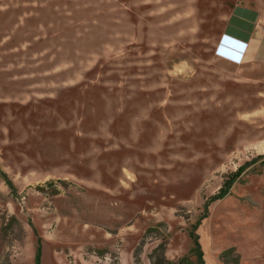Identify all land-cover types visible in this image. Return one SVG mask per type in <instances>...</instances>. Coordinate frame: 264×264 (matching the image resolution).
I'll return each instance as SVG.
<instances>
[{"label": "rangeland", "instance_id": "obj_1", "mask_svg": "<svg viewBox=\"0 0 264 264\" xmlns=\"http://www.w3.org/2000/svg\"><path fill=\"white\" fill-rule=\"evenodd\" d=\"M242 1L0 0V264H264V66L214 55Z\"/></svg>", "mask_w": 264, "mask_h": 264}, {"label": "crops", "instance_id": "obj_2", "mask_svg": "<svg viewBox=\"0 0 264 264\" xmlns=\"http://www.w3.org/2000/svg\"><path fill=\"white\" fill-rule=\"evenodd\" d=\"M252 3L233 5L216 44L215 58L231 66H264V7Z\"/></svg>", "mask_w": 264, "mask_h": 264}, {"label": "trees", "instance_id": "obj_3", "mask_svg": "<svg viewBox=\"0 0 264 264\" xmlns=\"http://www.w3.org/2000/svg\"><path fill=\"white\" fill-rule=\"evenodd\" d=\"M234 176H237V174H235ZM7 185H8V183H7ZM229 185L230 184L227 183V181H226L223 184V187L220 189V193L217 196L214 197V200L222 199L226 195V191L229 188ZM189 236L192 239L193 246H194V251L197 253V257L200 260V262H202V252L199 249L197 238L195 237V235L193 233H190ZM157 249H163V246L160 245ZM153 264H173V263H170L169 261H165L164 257H163V253H161V256L157 260L153 261Z\"/></svg>", "mask_w": 264, "mask_h": 264}]
</instances>
